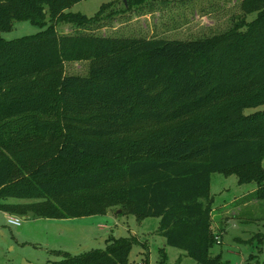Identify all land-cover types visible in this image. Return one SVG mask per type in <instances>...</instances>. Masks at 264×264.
<instances>
[{
	"label": "trees",
	"instance_id": "trees-1",
	"mask_svg": "<svg viewBox=\"0 0 264 264\" xmlns=\"http://www.w3.org/2000/svg\"><path fill=\"white\" fill-rule=\"evenodd\" d=\"M78 1L0 0V31L15 20L45 26L0 34V210L64 219L118 206L159 216L166 243L195 264H225L213 252L212 174L254 183L241 200H264V109L246 112L264 105V0H241L226 30L186 39L99 32L156 0H113L92 16L67 11ZM62 22L73 30L60 32ZM80 60L86 74L66 72ZM106 241L56 250L46 264H129L137 238Z\"/></svg>",
	"mask_w": 264,
	"mask_h": 264
},
{
	"label": "rangeland",
	"instance_id": "rangeland-1",
	"mask_svg": "<svg viewBox=\"0 0 264 264\" xmlns=\"http://www.w3.org/2000/svg\"><path fill=\"white\" fill-rule=\"evenodd\" d=\"M110 1L113 0H81L67 11L92 16L102 4ZM156 1L118 16L99 32L186 39L222 32L234 23L237 16L243 15L241 0ZM117 5L122 7V0ZM255 15H249L248 19ZM44 28L28 19L15 20L11 29L1 30L0 34L6 39H14ZM57 28L60 32H70L74 25L62 22ZM88 69V60L68 61L65 64L69 74H86ZM259 109H264V105L248 108L246 112ZM254 189V183L241 184L235 174H212L211 194L216 209L214 227L221 232L220 242L214 246L213 252L221 253L225 264H247L251 254L257 255L264 263V200H241ZM235 199L236 204L233 203ZM122 212V208L114 206L106 214L64 219L23 217L9 213L23 217L21 225H13L7 221L8 214L0 210V264H46L61 258L55 253L56 250L77 255L92 248H104L106 239L112 234L134 235L137 238L129 255V264L196 263L184 250L166 243L159 232V216L139 217L136 213ZM162 248L165 251L163 263Z\"/></svg>",
	"mask_w": 264,
	"mask_h": 264
},
{
	"label": "built area",
	"instance_id": "built-area-1",
	"mask_svg": "<svg viewBox=\"0 0 264 264\" xmlns=\"http://www.w3.org/2000/svg\"><path fill=\"white\" fill-rule=\"evenodd\" d=\"M23 217L14 215V214H8L7 215V221L10 224L13 225H21Z\"/></svg>",
	"mask_w": 264,
	"mask_h": 264
},
{
	"label": "crops",
	"instance_id": "crops-1",
	"mask_svg": "<svg viewBox=\"0 0 264 264\" xmlns=\"http://www.w3.org/2000/svg\"><path fill=\"white\" fill-rule=\"evenodd\" d=\"M8 200L11 201V202H17V201H19L18 199H13V198H10ZM6 213L9 214L8 212H6ZM23 217H25V216H23ZM54 219H58V218H54ZM101 225H104V223H101Z\"/></svg>",
	"mask_w": 264,
	"mask_h": 264
}]
</instances>
